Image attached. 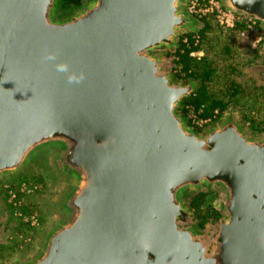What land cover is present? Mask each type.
Wrapping results in <instances>:
<instances>
[{
    "label": "water",
    "instance_id": "1",
    "mask_svg": "<svg viewBox=\"0 0 264 264\" xmlns=\"http://www.w3.org/2000/svg\"><path fill=\"white\" fill-rule=\"evenodd\" d=\"M182 0H94L58 22L59 0H0V176L42 148L65 154V221L23 264H264V141L228 120L205 135L177 114L152 54L190 20ZM264 25V0H223ZM220 186L212 254L189 229L184 192Z\"/></svg>",
    "mask_w": 264,
    "mask_h": 264
},
{
    "label": "rangeland",
    "instance_id": "2",
    "mask_svg": "<svg viewBox=\"0 0 264 264\" xmlns=\"http://www.w3.org/2000/svg\"><path fill=\"white\" fill-rule=\"evenodd\" d=\"M93 1L83 0L79 7H70L66 10L59 8V2L58 9L55 12L56 21H68ZM188 1L182 0L180 5V11L185 17L187 15H185L184 8ZM187 18L190 20V26L186 30L176 32L173 46L154 50L152 54L161 62L159 66L161 73L167 75L174 86L186 87L191 85L193 87L192 92L188 96L190 97L198 88V83L191 80L181 70L178 57L174 55V49L182 36L194 33L199 35L200 23L203 19ZM214 27L213 31L208 33L209 40L207 44L201 43L203 53L204 48L207 49V52L211 51V47L213 48L210 53L213 55L216 68V73L207 82V86L215 98L224 100H226L223 92L224 85L225 83L229 84L230 80L236 81L244 90L243 93L239 94V102L235 103V107H238L240 111L229 108L221 117L218 116L215 126L228 120H234L249 139L262 142L264 141V47L259 49L263 56L258 61L251 65L246 64L242 61L243 58L241 59L236 53L227 55L224 51H221V42L224 38L222 34L225 32L217 26ZM237 41L241 47L251 51L245 43ZM182 102L177 109L178 115L180 109L185 108V106L182 107ZM184 114L185 117L181 118L188 129L187 112L185 110ZM198 134L202 136L206 132ZM62 152L57 147L42 148L30 158L20 172L8 176H0V264H23L31 261L39 253L49 231L55 225L65 221L67 213L62 203L72 181L62 170L61 164L58 163L59 154ZM8 181H27L36 187L35 192L23 202L22 208L24 211H20L22 218H27L32 214L37 215L38 222L35 228H30L24 219L14 217L7 203L3 188V184ZM200 189H207L212 192V195L203 209L190 211L185 205L184 197L186 194ZM182 201L188 215L184 223H179V228L192 230L208 248V254H212L217 247L216 240L219 228L227 218L225 212L227 204L226 192L217 185H201L198 188L184 192ZM213 208L219 210L221 213L220 218H216L213 215Z\"/></svg>",
    "mask_w": 264,
    "mask_h": 264
},
{
    "label": "built area",
    "instance_id": "3",
    "mask_svg": "<svg viewBox=\"0 0 264 264\" xmlns=\"http://www.w3.org/2000/svg\"><path fill=\"white\" fill-rule=\"evenodd\" d=\"M184 9L187 17L195 20L211 17L222 30L235 31L237 39L245 43L251 51L264 47V25L254 16L230 9L223 0H189ZM179 41L184 50L190 49V46L197 48L189 52L190 58L199 60L203 57L201 39L198 34H191L190 37L182 36ZM184 110L187 112L188 129L197 133H205L214 127L219 116L216 109L211 114L205 115V106L195 109L187 105ZM3 188L14 217L24 219L30 228H35L38 222L37 215L32 214L22 218L20 211L23 202L35 192L36 187L27 181H8L3 184Z\"/></svg>",
    "mask_w": 264,
    "mask_h": 264
},
{
    "label": "trees",
    "instance_id": "4",
    "mask_svg": "<svg viewBox=\"0 0 264 264\" xmlns=\"http://www.w3.org/2000/svg\"><path fill=\"white\" fill-rule=\"evenodd\" d=\"M59 2V8L61 10H66L70 7H79L82 4L83 0H59ZM200 24L201 29L199 30V35L201 38V43L206 45L209 40L208 33L212 32L215 28L214 26L217 25L214 23L211 17L203 19ZM224 32L225 33L222 34L224 38L221 42V51H224L227 55H233L236 53L238 56L241 57V59L243 58L242 61L249 65L258 61L259 58L263 56L259 50L251 52L247 48L241 47L237 41L238 39L235 34V31ZM186 36L190 37L191 34H188ZM194 49L197 48H193V46H190V49L184 50L183 45L180 41H178V45L174 49V55L178 57V63L182 68L181 70L188 77H190L191 80L196 81L198 83V88L196 89V91H194L190 97L183 100L182 107L188 105L197 109L200 106H205V108H208V110H206L207 112L205 111V115L211 114V112L216 109L218 110L220 117L229 108L235 110L237 109V111H240L238 107H235V103L239 102V94L243 93L244 90L241 88L240 85L236 83V81L230 80L229 84L225 83L223 92L226 97V100L222 98H215V96L207 86V82L210 81L216 73L213 55H211L210 53L213 51V48L211 47L210 52H207V49L204 48V55L199 60L189 58L188 56L189 52ZM179 115L182 118L185 117L184 107L183 109H180ZM211 195V191L207 189H200L186 194L184 197V202L186 207L190 211H199L203 209ZM21 211H24L23 208ZM212 213L216 218L221 217V213L216 208L212 209Z\"/></svg>",
    "mask_w": 264,
    "mask_h": 264
},
{
    "label": "flooded vegetation",
    "instance_id": "5",
    "mask_svg": "<svg viewBox=\"0 0 264 264\" xmlns=\"http://www.w3.org/2000/svg\"><path fill=\"white\" fill-rule=\"evenodd\" d=\"M78 13H79V12H78ZM75 15H76V14H75ZM75 15H74V16H75ZM74 16H72V17H74ZM70 19H71V18H70ZM70 19H69V20H70ZM69 20H68V21H69ZM64 22H67V21H64ZM64 154H65L64 152H62V153L59 154V157H58V163H59V164H61V162H63V160L65 159Z\"/></svg>",
    "mask_w": 264,
    "mask_h": 264
}]
</instances>
